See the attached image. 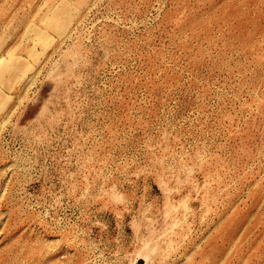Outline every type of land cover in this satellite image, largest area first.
I'll return each mask as SVG.
<instances>
[{"label": "rangeland", "instance_id": "obj_1", "mask_svg": "<svg viewBox=\"0 0 264 264\" xmlns=\"http://www.w3.org/2000/svg\"><path fill=\"white\" fill-rule=\"evenodd\" d=\"M0 264H264V0H0Z\"/></svg>", "mask_w": 264, "mask_h": 264}]
</instances>
